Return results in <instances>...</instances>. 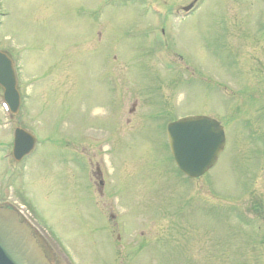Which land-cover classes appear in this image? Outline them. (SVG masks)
I'll list each match as a JSON object with an SVG mask.
<instances>
[{
    "label": "rangeland",
    "instance_id": "obj_1",
    "mask_svg": "<svg viewBox=\"0 0 264 264\" xmlns=\"http://www.w3.org/2000/svg\"><path fill=\"white\" fill-rule=\"evenodd\" d=\"M0 11L14 125L39 142L5 188L0 161V206L23 212L52 264H264V0H200L168 19L166 43L161 18L130 0ZM188 116L225 132L198 180L168 146L167 125Z\"/></svg>",
    "mask_w": 264,
    "mask_h": 264
},
{
    "label": "water",
    "instance_id": "obj_2",
    "mask_svg": "<svg viewBox=\"0 0 264 264\" xmlns=\"http://www.w3.org/2000/svg\"><path fill=\"white\" fill-rule=\"evenodd\" d=\"M189 10V8H188ZM0 85L10 110L20 105L15 72L10 59L0 53ZM170 149L176 165L189 178H199L216 165L225 147L223 128L207 117H187L168 126ZM35 139L18 129L14 148L20 161L34 148ZM0 264H49L30 228L20 222L18 214L0 208Z\"/></svg>",
    "mask_w": 264,
    "mask_h": 264
},
{
    "label": "flooded vegetation",
    "instance_id": "obj_3",
    "mask_svg": "<svg viewBox=\"0 0 264 264\" xmlns=\"http://www.w3.org/2000/svg\"><path fill=\"white\" fill-rule=\"evenodd\" d=\"M130 4L134 5V7L137 8H142L145 11H150L153 7L155 6H165L168 10V17L171 16H175V14H173V12H179V11H183V9L188 5H179V4H174L171 8V2H167L165 0H130ZM106 6H109V0H106ZM190 15V13H184L183 14V18H187ZM169 20L167 18H164L163 20H161L160 22H158V28L161 32L162 39H164V41H168L172 38L171 35H167V31H168V26H167V22ZM4 127L6 128L4 131V141L0 142V157L2 155V153H6L5 154V159L7 160V158L10 161L11 164V159H12V150L14 147V130L16 128H12V127H8L6 125H4ZM0 128H3L2 126V121L0 120ZM1 133V130H0ZM2 134V133H1ZM1 140V139H0Z\"/></svg>",
    "mask_w": 264,
    "mask_h": 264
}]
</instances>
